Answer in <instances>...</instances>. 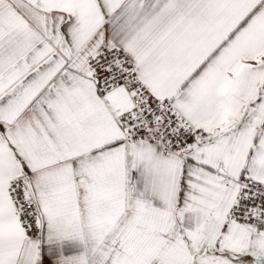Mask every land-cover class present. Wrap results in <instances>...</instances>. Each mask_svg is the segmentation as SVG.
Returning <instances> with one entry per match:
<instances>
[{
  "label": "snow or ice",
  "instance_id": "6c2138e0",
  "mask_svg": "<svg viewBox=\"0 0 264 264\" xmlns=\"http://www.w3.org/2000/svg\"><path fill=\"white\" fill-rule=\"evenodd\" d=\"M0 264H264V0H0Z\"/></svg>",
  "mask_w": 264,
  "mask_h": 264
}]
</instances>
